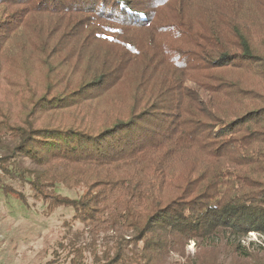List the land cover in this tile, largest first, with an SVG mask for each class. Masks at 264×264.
Returning a JSON list of instances; mask_svg holds the SVG:
<instances>
[{"label": "trees", "instance_id": "trees-1", "mask_svg": "<svg viewBox=\"0 0 264 264\" xmlns=\"http://www.w3.org/2000/svg\"><path fill=\"white\" fill-rule=\"evenodd\" d=\"M1 141L77 264H264V0H0Z\"/></svg>", "mask_w": 264, "mask_h": 264}, {"label": "rangeland", "instance_id": "rangeland-1", "mask_svg": "<svg viewBox=\"0 0 264 264\" xmlns=\"http://www.w3.org/2000/svg\"><path fill=\"white\" fill-rule=\"evenodd\" d=\"M187 85L195 86L193 82H187ZM199 92L203 94V99L209 95L203 90ZM1 148L2 146L0 150ZM17 160L21 161L24 168H34L25 157L17 156ZM6 181L22 193L26 200L21 202L17 199V193L10 196L0 190V264H77L72 259L75 257L74 245L87 243L86 247L90 249L94 246L91 235L82 234L81 223L74 221L73 207L59 206L52 209L47 203L34 197L29 184ZM58 191L70 197H77L79 194L76 190L63 186ZM241 240L251 248H264V236L257 232H250ZM95 243L100 251L112 252L115 247L112 233L108 236L102 234ZM195 251L196 243L191 240L186 246V252L193 255ZM86 256L91 263L90 253L86 252ZM176 258L178 256L174 255L172 259Z\"/></svg>", "mask_w": 264, "mask_h": 264}]
</instances>
